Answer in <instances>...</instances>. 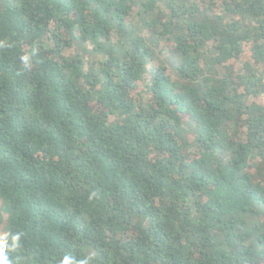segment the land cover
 I'll return each mask as SVG.
<instances>
[{
    "label": "trees",
    "instance_id": "obj_1",
    "mask_svg": "<svg viewBox=\"0 0 264 264\" xmlns=\"http://www.w3.org/2000/svg\"><path fill=\"white\" fill-rule=\"evenodd\" d=\"M8 264H264V0H0Z\"/></svg>",
    "mask_w": 264,
    "mask_h": 264
},
{
    "label": "rangeland",
    "instance_id": "obj_2",
    "mask_svg": "<svg viewBox=\"0 0 264 264\" xmlns=\"http://www.w3.org/2000/svg\"><path fill=\"white\" fill-rule=\"evenodd\" d=\"M8 220L5 221L0 225V239H5L8 236Z\"/></svg>",
    "mask_w": 264,
    "mask_h": 264
},
{
    "label": "clouds",
    "instance_id": "obj_3",
    "mask_svg": "<svg viewBox=\"0 0 264 264\" xmlns=\"http://www.w3.org/2000/svg\"><path fill=\"white\" fill-rule=\"evenodd\" d=\"M0 264H8V260H7L6 256L4 255L3 250H0ZM63 264H69L67 257H65Z\"/></svg>",
    "mask_w": 264,
    "mask_h": 264
}]
</instances>
